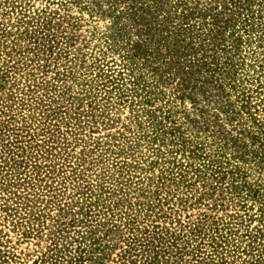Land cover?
<instances>
[{"label": "rangeland", "instance_id": "obj_1", "mask_svg": "<svg viewBox=\"0 0 264 264\" xmlns=\"http://www.w3.org/2000/svg\"><path fill=\"white\" fill-rule=\"evenodd\" d=\"M90 3L0 0V264H264V0H160L230 8L197 105Z\"/></svg>", "mask_w": 264, "mask_h": 264}, {"label": "trees", "instance_id": "obj_2", "mask_svg": "<svg viewBox=\"0 0 264 264\" xmlns=\"http://www.w3.org/2000/svg\"><path fill=\"white\" fill-rule=\"evenodd\" d=\"M88 2H92L90 4L98 13L113 20L110 26L112 47L123 51L131 66L142 62V67L150 70L155 78H162V85L175 84L179 99L189 98L197 105L218 96L215 90L223 92L225 89L220 76L225 72L230 74L226 71L230 62L228 59L221 61L219 52L226 49L227 24L232 19L225 16L229 7H221L222 10L215 7L216 12L213 10L207 20L206 13L201 10L197 13V7L187 3L179 11L165 9L163 3L161 9L160 0L142 4L140 0ZM198 18L203 21H197ZM131 71L134 73V68ZM141 78L144 74L137 77ZM132 89L137 95V90ZM228 95L224 105L229 108ZM70 259L66 264L82 260Z\"/></svg>", "mask_w": 264, "mask_h": 264}]
</instances>
